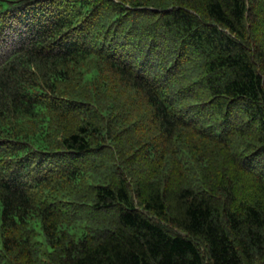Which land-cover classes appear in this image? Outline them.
<instances>
[{"label":"trees","instance_id":"16d2710c","mask_svg":"<svg viewBox=\"0 0 264 264\" xmlns=\"http://www.w3.org/2000/svg\"><path fill=\"white\" fill-rule=\"evenodd\" d=\"M0 264H264V0H0Z\"/></svg>","mask_w":264,"mask_h":264},{"label":"rangeland","instance_id":"374dc122","mask_svg":"<svg viewBox=\"0 0 264 264\" xmlns=\"http://www.w3.org/2000/svg\"><path fill=\"white\" fill-rule=\"evenodd\" d=\"M39 240H41V241H42V240H43V239H42V237H39Z\"/></svg>","mask_w":264,"mask_h":264}]
</instances>
